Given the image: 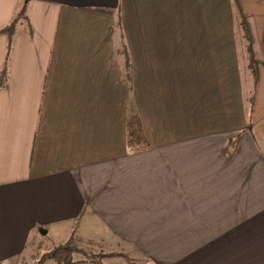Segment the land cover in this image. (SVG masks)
<instances>
[{
	"label": "crops",
	"instance_id": "0c3cea01",
	"mask_svg": "<svg viewBox=\"0 0 264 264\" xmlns=\"http://www.w3.org/2000/svg\"><path fill=\"white\" fill-rule=\"evenodd\" d=\"M23 4L0 34V264L72 235L101 264H264V0H239L256 77L235 2L0 0V30Z\"/></svg>",
	"mask_w": 264,
	"mask_h": 264
},
{
	"label": "trees",
	"instance_id": "16d2710c",
	"mask_svg": "<svg viewBox=\"0 0 264 264\" xmlns=\"http://www.w3.org/2000/svg\"><path fill=\"white\" fill-rule=\"evenodd\" d=\"M233 1L237 6V11L240 15L239 26L242 30L243 39L247 43V51L249 54L248 66L252 70L254 77H256L257 70L255 68V62H253V59L251 58L252 35H251L250 25L246 16L242 14L239 5V0H233ZM25 17H26L25 4H23L21 7L18 8V10L14 14L9 24L0 30V34H4L7 37V39H9L10 41L12 36L15 34L16 27L18 26V24L26 20ZM126 137H127V146L130 149L145 151L150 148V144L142 128L141 120L137 115H132L128 118L126 123ZM72 237L73 235L65 243L52 248L36 264H43L44 261L47 259L53 260L55 264H87V263L101 264V261L103 259L113 258L118 256V255H106L88 261H73L72 256L75 253H77L78 250L76 246L73 244Z\"/></svg>",
	"mask_w": 264,
	"mask_h": 264
},
{
	"label": "rangeland",
	"instance_id": "374dc122",
	"mask_svg": "<svg viewBox=\"0 0 264 264\" xmlns=\"http://www.w3.org/2000/svg\"><path fill=\"white\" fill-rule=\"evenodd\" d=\"M228 3H232L231 6H229V10L233 9L234 11V1L233 0H227ZM237 7V6H236ZM237 9V8H235ZM227 12V11H226ZM226 12L224 13V18L226 19ZM228 13V12H227ZM240 27V26H239ZM73 244L76 246L78 252L75 253L73 256H72V259L73 261H88V260H93V259H97L98 257H102V256H98L96 254H98L99 252H101L100 248L93 245V244H81V245H78L77 243L73 242ZM46 245V244H45ZM48 249L45 248V246H41L40 247V250L36 252V256L35 257H31V261L29 263H25V264H36L38 263V261L43 257L45 256L49 251H47ZM29 260H25V257H23V260L22 262H28ZM43 264H55L53 260L51 259H47L44 261Z\"/></svg>",
	"mask_w": 264,
	"mask_h": 264
}]
</instances>
